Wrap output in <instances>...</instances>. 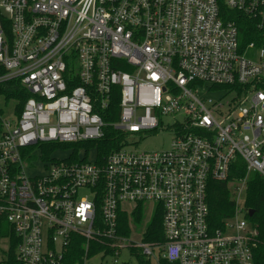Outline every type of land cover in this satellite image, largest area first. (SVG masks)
Here are the masks:
<instances>
[{
    "label": "built area",
    "instance_id": "2783aa9c",
    "mask_svg": "<svg viewBox=\"0 0 264 264\" xmlns=\"http://www.w3.org/2000/svg\"><path fill=\"white\" fill-rule=\"evenodd\" d=\"M229 10L264 24V0H0V88L16 80L31 94L21 107L0 98V217L21 264H65L76 237L83 264H118L133 248L179 264H254L258 231L237 204L249 173L264 177V47L240 51ZM158 129L173 132L168 148L135 147ZM113 135L121 146L100 161L98 141ZM238 156L247 174L230 180ZM212 179L228 181L236 203L217 229ZM139 204L162 210L164 242L120 233V213L132 226ZM11 243L0 237V263Z\"/></svg>",
    "mask_w": 264,
    "mask_h": 264
},
{
    "label": "trees",
    "instance_id": "16d2710c",
    "mask_svg": "<svg viewBox=\"0 0 264 264\" xmlns=\"http://www.w3.org/2000/svg\"><path fill=\"white\" fill-rule=\"evenodd\" d=\"M227 12L229 14V18L236 23L238 28L240 51L246 53L248 56H254L255 49L264 46V24L263 26H259V20L253 19L250 16H246L237 11L229 10ZM251 43L254 44V48H249ZM262 88L264 89V83L262 84ZM30 96L31 94L22 89L19 82L16 80L9 81L6 85L0 88V98H3L4 100L14 99L16 102L19 101V107H21ZM118 109L119 96L118 94H115L110 105V111L113 115L110 116L106 113L104 118L107 121L116 120ZM123 137V135H113V138L106 136L103 140H99L97 158L100 161L104 160L113 148L121 146ZM91 145H93V143ZM78 147L79 145L76 147V152L74 153L73 158H77ZM48 153H51L50 150ZM246 174V162L238 156L230 166V180L244 177ZM207 200L209 206L210 226L212 229L221 228L224 225V222L234 215L236 206L233 190L229 187L228 181L222 182L214 179L210 180L208 185ZM245 209L253 211V215L250 216L248 213L247 217L255 225L258 231L253 248L254 264H264V177L259 175L257 172H250L247 178ZM144 219L145 206L143 204H139L133 214L132 220L138 225H141ZM162 220V210L158 208L152 215L150 223L143 234V240L145 242H164L165 237ZM0 221L2 223V226L0 227V237L10 234L12 238L7 258L0 264H21L16 257L18 239L14 236L10 224H8L6 220L4 221V218L1 217ZM119 222L120 233L129 236L131 231L129 216L126 213H120ZM76 238L77 239L72 242V245L65 257V264H83L82 256L84 253V240L78 237ZM95 248L97 249L98 247ZM131 253L137 257L140 264H150V259H147L140 250L133 248L131 249ZM158 260L159 264H179L178 262H169L163 257H159ZM123 264L129 263L123 262Z\"/></svg>",
    "mask_w": 264,
    "mask_h": 264
},
{
    "label": "rangeland",
    "instance_id": "374dc122",
    "mask_svg": "<svg viewBox=\"0 0 264 264\" xmlns=\"http://www.w3.org/2000/svg\"><path fill=\"white\" fill-rule=\"evenodd\" d=\"M264 47V46H263ZM207 97H212V98H218L219 93L218 92H207L206 93ZM4 111H9L4 109ZM170 120L169 118H165V121L168 122ZM173 137V132L167 129H158L156 131L148 132L145 133L142 138L135 137V140H138V142L135 144V147L140 150H145V151H153V150H160V149H166L170 146L171 140ZM84 190H80V194H84ZM88 195V194H87ZM238 208L242 209L245 207V194H242V196L238 200L237 204ZM146 210V208H145ZM152 211L149 209L148 212L145 213V219L143 220V223L138 225L135 222H132L133 225L130 226V239L136 241V242H141L143 238V233L145 232L148 224L150 223L151 217H152ZM239 218H244L251 222V220L245 216L246 213L245 211H240L238 213ZM130 225V224H129ZM2 247L4 249L7 248L8 243L5 241L1 242ZM147 259H150V264H159V260L155 256H151V258H148L145 256ZM119 262H128L129 264H140L138 261L137 257L135 255H132L129 253L128 250H125L122 252V254L119 256ZM118 263V264H120ZM86 264H115L113 258L111 257H106V258H99V257H92L87 260Z\"/></svg>",
    "mask_w": 264,
    "mask_h": 264
},
{
    "label": "water",
    "instance_id": "95a60500",
    "mask_svg": "<svg viewBox=\"0 0 264 264\" xmlns=\"http://www.w3.org/2000/svg\"><path fill=\"white\" fill-rule=\"evenodd\" d=\"M249 215L252 216L253 215V211L249 210Z\"/></svg>",
    "mask_w": 264,
    "mask_h": 264
}]
</instances>
